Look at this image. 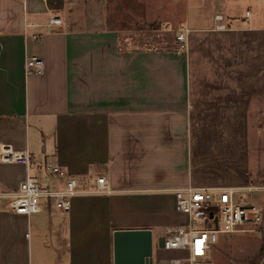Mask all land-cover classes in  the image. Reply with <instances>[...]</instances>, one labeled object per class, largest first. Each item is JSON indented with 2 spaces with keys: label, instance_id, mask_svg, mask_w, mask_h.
I'll return each instance as SVG.
<instances>
[{
  "label": "crops",
  "instance_id": "0c3cea01",
  "mask_svg": "<svg viewBox=\"0 0 264 264\" xmlns=\"http://www.w3.org/2000/svg\"><path fill=\"white\" fill-rule=\"evenodd\" d=\"M118 1L110 17L105 0H46L62 25L26 30L47 21L44 5L0 0V144L83 178L82 190L100 174L112 190L74 197L68 212L43 201L31 215L14 214L0 197V264H112V233L143 229L152 233L153 264H164L158 239L187 222L171 192L191 186L189 36H214L209 47L223 69L236 58L230 50H239L246 107L249 85L264 90V0L174 1L184 8L177 31L189 30L181 51L176 38L173 48L134 39L133 20L150 22V14ZM29 57L41 59L40 75L26 73ZM26 175L23 165L0 164V194L14 192Z\"/></svg>",
  "mask_w": 264,
  "mask_h": 264
},
{
  "label": "rangeland",
  "instance_id": "374dc122",
  "mask_svg": "<svg viewBox=\"0 0 264 264\" xmlns=\"http://www.w3.org/2000/svg\"><path fill=\"white\" fill-rule=\"evenodd\" d=\"M138 1L132 0V4H128L127 0H122V7L138 12L142 6L150 14V22L133 20L135 31L131 36L134 39L145 36L151 46L173 48L175 32L183 23L184 15V8L176 6L174 1L184 0H140L141 5ZM118 2L105 0L110 17ZM214 39L207 32L192 33L188 39L192 104L187 130L189 153L185 184L197 188H263L264 90L262 87L256 89L255 84L249 85L246 107L241 93V83L245 81L241 80L239 50H230L236 58L223 69L217 51L209 47V41L212 45ZM250 63L247 69L255 71V64ZM261 195L254 193L250 201L262 205L263 201L259 202ZM260 231L218 235V242L208 253L206 264H258L262 256ZM160 255L171 258L175 253L163 251Z\"/></svg>",
  "mask_w": 264,
  "mask_h": 264
},
{
  "label": "built area",
  "instance_id": "2783aa9c",
  "mask_svg": "<svg viewBox=\"0 0 264 264\" xmlns=\"http://www.w3.org/2000/svg\"><path fill=\"white\" fill-rule=\"evenodd\" d=\"M40 1L46 10L48 19L44 24L28 22L26 30L52 28L62 25L60 18L52 15L46 0ZM249 12L245 13V17ZM220 20V16L215 17ZM218 29L224 30L223 26ZM189 30L181 28L176 32L178 50L186 49ZM42 34H28L36 39ZM26 36V35H25ZM42 61L36 57L25 59L27 74L40 75ZM20 164L27 171L25 178L17 189L9 194H0L9 200L8 206L14 214L31 215L41 211V203L52 202L54 207L62 212H68L71 200L82 194L110 195L112 190L105 175L93 178L89 190H82L83 178L68 174L51 162L38 163L27 151L14 152L9 145L0 144V164ZM39 172L41 176L54 182L53 187L41 184L39 178L30 172ZM60 180L62 185L57 186ZM254 193L262 194L259 202L250 201ZM174 200V210L186 217L183 225L165 230L162 250L175 252L177 256L164 261V264H206V257L211 248L217 244L218 235L236 232L254 233L260 231L262 256L258 264H264V187H215L197 188L187 186L171 192Z\"/></svg>",
  "mask_w": 264,
  "mask_h": 264
},
{
  "label": "water",
  "instance_id": "95a60500",
  "mask_svg": "<svg viewBox=\"0 0 264 264\" xmlns=\"http://www.w3.org/2000/svg\"><path fill=\"white\" fill-rule=\"evenodd\" d=\"M157 247L162 249L163 238ZM112 264H153L152 233L143 230H119L112 233Z\"/></svg>",
  "mask_w": 264,
  "mask_h": 264
}]
</instances>
